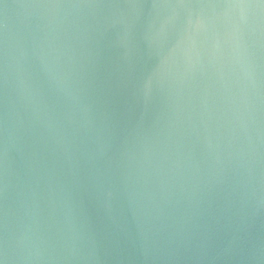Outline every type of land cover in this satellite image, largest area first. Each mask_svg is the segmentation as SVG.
<instances>
[{
	"label": "water",
	"instance_id": "water-1",
	"mask_svg": "<svg viewBox=\"0 0 264 264\" xmlns=\"http://www.w3.org/2000/svg\"><path fill=\"white\" fill-rule=\"evenodd\" d=\"M0 264H264V2L0 0Z\"/></svg>",
	"mask_w": 264,
	"mask_h": 264
},
{
	"label": "snow or ice",
	"instance_id": "snow-or-ice-1",
	"mask_svg": "<svg viewBox=\"0 0 264 264\" xmlns=\"http://www.w3.org/2000/svg\"><path fill=\"white\" fill-rule=\"evenodd\" d=\"M262 2H264V0H262Z\"/></svg>",
	"mask_w": 264,
	"mask_h": 264
}]
</instances>
